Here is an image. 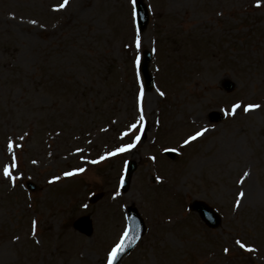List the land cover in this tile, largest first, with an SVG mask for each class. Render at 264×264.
<instances>
[{
    "label": "rangeland",
    "instance_id": "374dc122",
    "mask_svg": "<svg viewBox=\"0 0 264 264\" xmlns=\"http://www.w3.org/2000/svg\"><path fill=\"white\" fill-rule=\"evenodd\" d=\"M132 1L0 0V264H108L131 206L120 264H264V0H146L141 34Z\"/></svg>",
    "mask_w": 264,
    "mask_h": 264
},
{
    "label": "water",
    "instance_id": "95a60500",
    "mask_svg": "<svg viewBox=\"0 0 264 264\" xmlns=\"http://www.w3.org/2000/svg\"><path fill=\"white\" fill-rule=\"evenodd\" d=\"M135 10H136V22L137 28L140 33L144 32L147 28L149 22V15L148 9L144 4L143 0H135ZM151 62V53L146 51L144 53L143 62L141 65V70L143 72L146 87L150 89L153 85V80L150 74L149 66ZM233 85L227 84L226 88L228 90H232ZM137 165L135 162L130 163L127 165V171L125 175V179L123 181V191H128V186H130L131 175L136 170ZM30 189L34 190L35 186L30 184ZM193 208L197 210L202 218L206 221L207 225L211 227H218L220 225V217L213 212V210L208 207L206 204L202 202H195ZM129 230H128V237L124 240V248L123 250L117 255L114 264H118L120 260L128 254L139 242L141 237L144 235L145 232V224L144 221L140 218L138 211L134 207L129 208Z\"/></svg>",
    "mask_w": 264,
    "mask_h": 264
},
{
    "label": "snow or ice",
    "instance_id": "6c2138e0",
    "mask_svg": "<svg viewBox=\"0 0 264 264\" xmlns=\"http://www.w3.org/2000/svg\"><path fill=\"white\" fill-rule=\"evenodd\" d=\"M68 2L69 0H63V4L59 5L58 8H63V7H66L68 5ZM133 3H135V0H133ZM257 5L259 6L260 5V0H257ZM137 47L140 46V41L139 39H137ZM164 93L161 92V95H163ZM143 98V92H141V99ZM260 107V105H254V104H249L247 105L244 110L245 111H250V110H253L255 108H258ZM237 108H240V105L237 104V105H234L233 107V114H235V109ZM143 112V108L141 107V113ZM141 120H143V115H141ZM206 131V129L204 130ZM203 135V132H197L194 136L190 137L189 140H186L185 143H189L191 140H195L197 139L199 136ZM139 139V137H137V140ZM9 147H12V144L10 143L9 144ZM135 147L134 144H128L125 146V148H121L119 149L118 151H125V150H128V149H131ZM13 159H15V157H13ZM11 167L12 165H9V166H5L4 169H3V173L5 176H9L11 177L12 176V172H11ZM79 171H84V169H79ZM73 173H65V175H72ZM13 180H14V177H13ZM241 196V198L244 196V193L241 192L239 194ZM237 205H239V201H237ZM128 237V233L125 232L124 233V238L121 240L120 243H118L111 251L110 255H109V260H108V264H114V261L117 257V255L123 250L124 248V240L127 239ZM237 243H241L239 241H237ZM241 247H247L246 245L242 244L241 243ZM251 250V249H249ZM225 251H228V249H225Z\"/></svg>",
    "mask_w": 264,
    "mask_h": 264
}]
</instances>
